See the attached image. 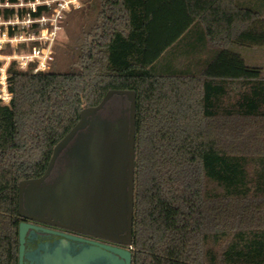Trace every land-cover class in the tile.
<instances>
[{
	"label": "trees",
	"instance_id": "obj_1",
	"mask_svg": "<svg viewBox=\"0 0 264 264\" xmlns=\"http://www.w3.org/2000/svg\"><path fill=\"white\" fill-rule=\"evenodd\" d=\"M208 1L98 0L72 70L8 69L0 264L18 262L19 183L110 90L136 95L132 264H264V78L229 48L264 46V0Z\"/></svg>",
	"mask_w": 264,
	"mask_h": 264
},
{
	"label": "flooded vegetation",
	"instance_id": "obj_2",
	"mask_svg": "<svg viewBox=\"0 0 264 264\" xmlns=\"http://www.w3.org/2000/svg\"><path fill=\"white\" fill-rule=\"evenodd\" d=\"M124 121L116 128L107 127L109 122L104 119L94 121L101 122V129L93 134L94 156L87 149L80 154L76 150L77 159L70 160L69 152L64 155L66 163L61 165L60 152L47 177L26 186L23 194L26 212L35 219L47 222L20 217L21 222L102 245L129 249L132 253V247L111 240L123 238L125 233L124 211L123 218L116 221H120V226L119 222L115 226L110 207L112 199L117 201L121 195L119 188L113 192L111 187L112 182L120 179L121 172L125 170V160L122 158L125 148ZM78 146L84 147L85 143ZM89 156L92 157L91 163ZM114 170L120 176L115 177ZM59 238V235L42 234L36 241H27L26 246L30 249L39 242H51Z\"/></svg>",
	"mask_w": 264,
	"mask_h": 264
},
{
	"label": "water",
	"instance_id": "obj_3",
	"mask_svg": "<svg viewBox=\"0 0 264 264\" xmlns=\"http://www.w3.org/2000/svg\"><path fill=\"white\" fill-rule=\"evenodd\" d=\"M125 95L130 103L128 119H125V148L122 158L125 160V170L120 179L112 182V191L120 189L121 195L116 201L110 203L114 215L115 226L123 218L124 211V236L119 239H111L117 243L132 247V222H133V197H134V156H135V113L136 95L133 91H108L98 106L85 108L80 112L78 124L54 147L53 155L48 164L45 174L36 180H25L19 183L18 188V214L21 218L34 219L40 222H47L42 219L31 217L23 207L24 189L28 185L43 181L54 166L55 160L60 151L75 137L70 154L76 150L80 153L90 152L91 156L96 155L93 149V134L101 129V122L94 123L99 117L95 113L101 110L106 102L113 95ZM96 124V125H95ZM79 131V132H78ZM92 134V136H91ZM76 135V136H75ZM87 137V138H86ZM91 137V139H90ZM86 138V139H85ZM85 139V140H84ZM83 147H76L82 145ZM92 157L89 156V163ZM119 170V169H118ZM115 177H118V171ZM120 176V175H119ZM124 194V196H123ZM125 197V198H124ZM124 208V209H123ZM42 234L59 235V239L51 242H39L34 248H27V241H36ZM18 262L17 264H132V253L129 249L102 245L96 242L83 240L78 237L59 234L49 229L36 226L26 222L18 225Z\"/></svg>",
	"mask_w": 264,
	"mask_h": 264
},
{
	"label": "rangeland",
	"instance_id": "obj_4",
	"mask_svg": "<svg viewBox=\"0 0 264 264\" xmlns=\"http://www.w3.org/2000/svg\"><path fill=\"white\" fill-rule=\"evenodd\" d=\"M59 1L64 6L61 10L58 8ZM209 3L208 0H197V7L202 10ZM47 4L51 11L45 15L44 20L30 24L27 19H19L12 31L17 40L6 43L0 51V93L6 91L4 85L8 69L12 66L15 70H24L23 57L30 54L34 48L38 51L44 50V53L49 55L45 71L69 72L74 68L79 53L78 46L84 34L89 32L95 23L99 11L98 0H48ZM53 8L56 10H52ZM229 48L234 52L239 51L246 64H253L254 61L264 67L263 49L254 50L256 56L250 59L251 52L247 49L232 45ZM129 107L130 103L125 95H113L104 107L95 113V117L108 121L107 127L116 128L122 120L128 119ZM73 144L74 142L69 143L62 149L61 165L66 163L67 158L65 159L64 155L70 152ZM69 158L75 161V152L70 154Z\"/></svg>",
	"mask_w": 264,
	"mask_h": 264
},
{
	"label": "built area",
	"instance_id": "obj_5",
	"mask_svg": "<svg viewBox=\"0 0 264 264\" xmlns=\"http://www.w3.org/2000/svg\"><path fill=\"white\" fill-rule=\"evenodd\" d=\"M48 0H0V51L6 43L15 42L17 40L16 35L14 34V27L17 26L19 19L22 21L24 19L28 20L30 24L41 23L44 20L45 15L51 11L49 5L47 4ZM53 1V0H52ZM3 5H10L4 7ZM64 6L59 1L58 8L61 10ZM56 10V9H52ZM35 14V16H33ZM4 27V28H3ZM3 28V29H1ZM23 65L25 66L24 70L20 71H29L33 74L47 72L46 63L50 59L48 54L44 53V50H36L25 55ZM8 77L6 79L4 88L6 89L5 93H0V99L4 104H7L5 101L8 99ZM3 92V91H2Z\"/></svg>",
	"mask_w": 264,
	"mask_h": 264
},
{
	"label": "crops",
	"instance_id": "obj_6",
	"mask_svg": "<svg viewBox=\"0 0 264 264\" xmlns=\"http://www.w3.org/2000/svg\"><path fill=\"white\" fill-rule=\"evenodd\" d=\"M236 11H237L238 14H243L244 16L249 17V19H252V18L255 17L254 14H252V13H250V12H247V11H241V10H238V9H237ZM242 48H245V49H247L249 52H251V54H250V59H251V58L254 59V58H255L254 56H256L255 53H254V50H257V49H259V48L264 50V46H263V47H249V48L242 47ZM252 50H253V51H252ZM235 53L238 54V55L243 59V61H244V63H245L246 66H248V67H252V68H258V69H260V75H261L262 78H264V67H263L262 65L256 64V62H254V61L252 62L253 64L248 65V64H246V60H245V58L241 55V53L239 54V51H235Z\"/></svg>",
	"mask_w": 264,
	"mask_h": 264
},
{
	"label": "clouds",
	"instance_id": "obj_7",
	"mask_svg": "<svg viewBox=\"0 0 264 264\" xmlns=\"http://www.w3.org/2000/svg\"><path fill=\"white\" fill-rule=\"evenodd\" d=\"M74 2H75V0H74ZM4 7H7V6H10V5H3ZM77 6H79V5H77ZM0 23H3V21H0ZM10 100H11V94H8V99L5 101L6 103L7 102H10Z\"/></svg>",
	"mask_w": 264,
	"mask_h": 264
}]
</instances>
